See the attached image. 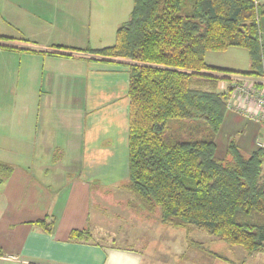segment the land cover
Masks as SVG:
<instances>
[{"label": "crops", "instance_id": "obj_1", "mask_svg": "<svg viewBox=\"0 0 264 264\" xmlns=\"http://www.w3.org/2000/svg\"><path fill=\"white\" fill-rule=\"evenodd\" d=\"M132 9L133 0H0V164L6 167L0 169V264L147 263L143 254L109 251L92 220L97 201L137 203L125 190L129 69L71 52L113 46ZM260 23L264 46V19ZM55 48L72 56L43 53ZM215 53L206 55L211 67L251 68L244 49ZM223 126L239 133L246 156L264 148L261 125L228 112ZM41 220L51 224L49 233L36 225ZM75 230L90 231L92 239L70 241ZM193 231L186 232L191 246ZM223 250L224 259L212 264H264L262 252L247 257L238 247ZM174 257V264H199L193 255Z\"/></svg>", "mask_w": 264, "mask_h": 264}, {"label": "trees", "instance_id": "obj_2", "mask_svg": "<svg viewBox=\"0 0 264 264\" xmlns=\"http://www.w3.org/2000/svg\"><path fill=\"white\" fill-rule=\"evenodd\" d=\"M262 19L264 3L256 0H133L113 46L71 50L129 69L125 190L149 214L158 210L163 225L188 233L198 228L249 256L264 253V148L246 156L231 141L219 158L217 138L229 111L231 85L240 78H264ZM232 48L248 52V72L207 64L208 52ZM65 51L43 53L72 56ZM221 83L229 85L226 91H218ZM35 223L51 231L46 220ZM91 239L88 230L70 236L77 243Z\"/></svg>", "mask_w": 264, "mask_h": 264}, {"label": "rangeland", "instance_id": "obj_3", "mask_svg": "<svg viewBox=\"0 0 264 264\" xmlns=\"http://www.w3.org/2000/svg\"><path fill=\"white\" fill-rule=\"evenodd\" d=\"M213 54L219 53L213 52ZM90 57L95 58L91 55ZM220 86L218 91L227 90L226 83H221ZM222 127L217 138L219 158L224 155L221 146L223 143L229 144L231 141L238 143L237 140H239V133L234 132V129ZM244 155L247 154L244 153ZM97 202L93 206L92 220L94 223L97 222L103 230V234L97 239L107 244L109 251L116 248L120 251L145 255L146 264H156L160 260H162L161 264H174L176 259L174 255L180 253H185L187 256L193 255L194 261H198L199 264H212L213 260H216L212 253L224 254L223 248L229 246L218 237L210 236L198 228H194L189 239L202 248L191 246L186 241L185 230L168 227L160 222L161 214L158 210L151 215L146 212L143 205L138 203L129 205L125 200L117 198L113 200L114 203ZM173 236L176 240L171 243L170 238L172 239ZM238 249L242 252V256H249L241 247ZM240 251L235 252V257L241 254ZM214 264H221V260L218 259Z\"/></svg>", "mask_w": 264, "mask_h": 264}, {"label": "built area", "instance_id": "obj_4", "mask_svg": "<svg viewBox=\"0 0 264 264\" xmlns=\"http://www.w3.org/2000/svg\"><path fill=\"white\" fill-rule=\"evenodd\" d=\"M228 110L235 112L264 128V78H240L231 85Z\"/></svg>", "mask_w": 264, "mask_h": 264}]
</instances>
